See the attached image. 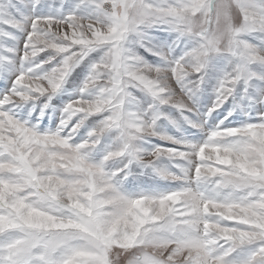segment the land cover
<instances>
[{"label":"snow or ice","instance_id":"6c2138e0","mask_svg":"<svg viewBox=\"0 0 264 264\" xmlns=\"http://www.w3.org/2000/svg\"><path fill=\"white\" fill-rule=\"evenodd\" d=\"M217 56L227 67L202 111ZM86 61L77 97L42 129ZM0 79V264H264V0H0ZM164 107L203 139L162 131L180 127ZM237 110L247 119L232 126ZM134 166L174 186L126 192Z\"/></svg>","mask_w":264,"mask_h":264},{"label":"rangeland","instance_id":"374dc122","mask_svg":"<svg viewBox=\"0 0 264 264\" xmlns=\"http://www.w3.org/2000/svg\"><path fill=\"white\" fill-rule=\"evenodd\" d=\"M61 0H45V4L52 5L54 8H58L60 6ZM67 6V5H65ZM153 34L160 40H167L170 41L174 38V34H169L167 32L162 31H153ZM248 40H250L253 44H259V34H256L254 36L247 37ZM139 55L144 57L147 61L151 63H159V58L156 56H153L147 52L143 48L136 47L134 49ZM183 51V48H177L175 50L174 55H181ZM94 57L98 58V53L92 54ZM227 67V59L223 56H217L213 58L210 61L209 67L207 68V77H206V83L202 86V90L199 96V105L201 107L202 111H206L207 107L211 105L212 101L215 98V86L218 81V79L223 75V71ZM88 72L87 67V61L83 64H81L79 67H77L70 77L68 78L66 84L64 85V91L58 93L52 100V105L55 108V111H53L52 108L48 109V115L45 116L44 121L41 123V128H52L55 129L57 124L59 123L60 119V109L65 105V103L71 99H75L78 95V89L82 85L86 75ZM9 83V81H6L4 79H0V88L4 87L5 84ZM172 84V87L177 88V92L179 95L178 86L175 84L174 80L170 81ZM134 95L142 102L143 107H147V104L151 102L150 97H148L145 93H142L137 90H133ZM237 100H239V95L237 96ZM232 101L230 100L224 108H222L219 113H213L212 117L208 120L209 125H214L216 123H219L221 119L225 115H227V111L232 108ZM39 109H37L38 114ZM162 111L168 113L170 116L175 118L177 121H180V127L173 126L171 123H169L168 120H161L160 126L162 131L166 132L167 134H170L175 137H181L185 136L189 139L193 140H200L203 139V133L198 132L196 129L191 128L188 124L183 123L182 119L180 117V114L175 111L174 109H170L168 107H164ZM27 112V109H25V113ZM33 119H35V114ZM98 118L93 117L91 118L87 124L86 127L81 129V136H83L89 127L93 126ZM230 121H232V126H236L239 122L245 121L247 117L243 114L242 111L237 110V112L229 118ZM226 124L229 123V121H225ZM78 137L77 139H79ZM111 143V138L106 137L103 144L100 146L103 148L106 144ZM152 144H160L165 147L169 146L168 142L160 140L158 138H152ZM102 153L97 151L96 153H93V156L95 159H100ZM162 166L167 165L168 161H162ZM133 174L128 176L126 180L122 183V188L126 192H139V191H163L167 190L170 187H173L170 182L164 181L160 179L157 175H155L151 169H143L139 166H134L132 169ZM130 254H125L123 257H121L120 264H127V260L130 259Z\"/></svg>","mask_w":264,"mask_h":264},{"label":"trees","instance_id":"16d2710c","mask_svg":"<svg viewBox=\"0 0 264 264\" xmlns=\"http://www.w3.org/2000/svg\"><path fill=\"white\" fill-rule=\"evenodd\" d=\"M65 89L63 88V90L61 92H63Z\"/></svg>","mask_w":264,"mask_h":264}]
</instances>
